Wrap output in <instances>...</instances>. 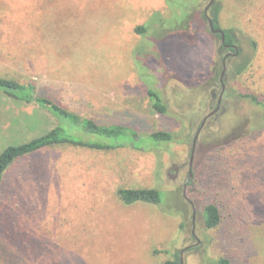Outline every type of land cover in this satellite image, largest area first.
I'll return each mask as SVG.
<instances>
[{"label": "rangeland", "instance_id": "374dc122", "mask_svg": "<svg viewBox=\"0 0 264 264\" xmlns=\"http://www.w3.org/2000/svg\"><path fill=\"white\" fill-rule=\"evenodd\" d=\"M211 1L0 0V78L105 125L130 112L148 123L141 135H174L151 150L60 147L13 168L0 188V264H162L178 251L184 264H264V106L243 97L264 104V0L215 2L240 55L221 50ZM57 126L0 93V154ZM122 188L157 189L163 204L125 205ZM208 201L224 212L216 230L203 222Z\"/></svg>", "mask_w": 264, "mask_h": 264}, {"label": "trees", "instance_id": "16d2710c", "mask_svg": "<svg viewBox=\"0 0 264 264\" xmlns=\"http://www.w3.org/2000/svg\"><path fill=\"white\" fill-rule=\"evenodd\" d=\"M210 12L214 30H221L219 22L220 5L214 3L210 8ZM205 18L207 17L205 16ZM136 32L138 34H144L147 31L145 27H138ZM224 33L226 35L225 44L235 45L238 53L236 50L234 52L240 55L236 33L233 30L224 31ZM217 36L221 38L220 34ZM221 50H226L224 44ZM243 68H239V74L243 72ZM0 93L20 102L36 104L49 111L58 120V126L53 130L27 143L11 145L0 154V188L6 185L9 173L13 168L25 165L26 161L32 156L46 150H53L60 147H77L97 151H111L128 146L137 150H151L152 148L159 147L162 143H171L174 141V135L169 132L159 131L148 135H141V132L148 127V123L144 118L134 113L125 112L118 114L117 116L122 119L114 121L110 125L84 118L79 114L69 111L51 97L40 92L34 84H23L17 80L0 78ZM148 96L152 108L157 114L162 116L169 114V107L160 92L149 89ZM243 97L250 99L253 103L262 107L264 106L259 98L254 95L245 94ZM149 141L156 144V146H151L148 143ZM203 186L200 188L198 185H194L193 193L195 197L200 195V189L202 190L201 194L205 192ZM118 196L128 206L137 203H146L155 206L163 204V193L157 189L122 188L119 189ZM202 214L203 222L207 230H216L221 226L224 212L218 203L206 202ZM216 262L217 264L233 263L229 258H221ZM162 264H184L182 251L176 252L173 254V258L166 260Z\"/></svg>", "mask_w": 264, "mask_h": 264}, {"label": "water", "instance_id": "95a60500", "mask_svg": "<svg viewBox=\"0 0 264 264\" xmlns=\"http://www.w3.org/2000/svg\"><path fill=\"white\" fill-rule=\"evenodd\" d=\"M216 2V0H212L211 3L209 4L206 12H208V10L211 8V6ZM209 23H210V27L212 29V31L215 33V34H221V37H222V42L223 44L225 45V47H229L227 46L225 43H226V35L225 33L222 31V30H214V27H213V23L211 20H209ZM238 51V50H237ZM225 74H226V67H224L223 71H222V77H221V82H222V85H223V88H225V84H224V77H225ZM220 100H221V97H220ZM220 108V107H219ZM218 108V110H219ZM218 110L214 111L212 114H210L209 116H212L213 114H215ZM208 118V117H207ZM207 118L205 119L204 123H203V126L205 125V122L207 121ZM202 126V127H203ZM196 141H197V138L195 139V142H194V149H193V157H192V160L194 158V153H195V148H196Z\"/></svg>", "mask_w": 264, "mask_h": 264}, {"label": "flooded vegetation", "instance_id": "af4514ba", "mask_svg": "<svg viewBox=\"0 0 264 264\" xmlns=\"http://www.w3.org/2000/svg\"><path fill=\"white\" fill-rule=\"evenodd\" d=\"M212 30V29H211ZM213 32V31H212ZM214 33V32H213ZM216 35H218V34H216ZM221 35V34H220ZM221 39H222V37H221ZM227 45V44H226ZM227 46H229L228 48L226 47V49H228V50H230V51H234V50H236L237 51V47L235 46V45H227ZM237 53H238V51H237ZM236 54V53H235ZM237 55V54H236ZM229 58V55H226L225 56V59L224 60H227ZM225 76H226V74H225ZM221 77H222V74H221ZM220 82H221V79H220ZM221 84H222V82H221ZM224 84H225V77H224ZM223 86V85H222ZM221 99H222V97H221ZM221 106V100H219V102H218V106H217V108H216V110H218V108ZM220 109V108H219ZM215 110V111H216ZM219 111V110H218ZM217 111V112H218ZM216 112V113H217ZM215 113V114H216ZM205 121V120H204ZM204 123V122H203ZM206 123V122H205ZM202 126H203V124H202Z\"/></svg>", "mask_w": 264, "mask_h": 264}]
</instances>
